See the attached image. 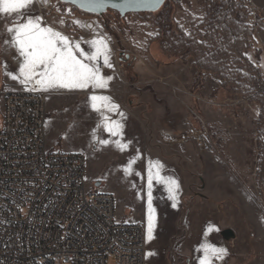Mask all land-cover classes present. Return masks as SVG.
<instances>
[{"label":"rangeland","instance_id":"1","mask_svg":"<svg viewBox=\"0 0 264 264\" xmlns=\"http://www.w3.org/2000/svg\"><path fill=\"white\" fill-rule=\"evenodd\" d=\"M201 1L166 0L174 32L196 29L195 40L201 39L199 30L205 19ZM243 6L238 15L250 35L242 33L245 43L240 55L225 56L218 76L204 75L203 45L193 44L192 54L181 58L164 53L159 42L152 41L157 33L152 20L159 11L123 17L106 11L96 16L58 0H33L16 13L26 17L41 14L57 22L68 16L91 20L110 34L122 58L128 55L118 62L117 73L127 96L120 107L134 124V144L141 152L134 170L132 163L122 162L123 156L101 143L105 140L95 122L78 110L91 103L90 96H103L98 88L78 90L70 105L62 95L44 94L45 144L82 154L87 185L114 195L116 216L122 221L142 222L148 216L145 181L151 165L158 162L160 175L177 181L175 201L166 184L152 181L155 226L163 229L169 241L162 246L163 253L148 257L147 264H199L204 242L226 246V255L213 257L212 264H264V248L255 243L263 237V228L245 226L248 218L264 219V92L257 88L264 89V0H243ZM8 15L0 13L1 93L17 86L34 87L21 83L22 78H11L19 77L21 62H16L17 54L9 47L13 33L7 29L20 19ZM218 56L212 58L218 61ZM198 62H203V68H198ZM181 125L186 128L179 132L185 137L183 155L171 149L180 138L162 136L171 135ZM204 129L202 140L196 141L193 134ZM94 144L96 151H92ZM209 226L213 231L205 236ZM225 229L234 232V239H222L219 233ZM178 241L182 253L174 257L171 250Z\"/></svg>","mask_w":264,"mask_h":264},{"label":"built area","instance_id":"2","mask_svg":"<svg viewBox=\"0 0 264 264\" xmlns=\"http://www.w3.org/2000/svg\"><path fill=\"white\" fill-rule=\"evenodd\" d=\"M45 115L42 92H0V264H146L143 225L87 185L82 154L46 146Z\"/></svg>","mask_w":264,"mask_h":264},{"label":"snow or ice","instance_id":"3","mask_svg":"<svg viewBox=\"0 0 264 264\" xmlns=\"http://www.w3.org/2000/svg\"><path fill=\"white\" fill-rule=\"evenodd\" d=\"M32 2L33 0H0V13H18L29 7ZM7 31L13 33L12 46L18 50L22 57L18 68L19 77L10 74L12 79L22 78L21 83L26 85L32 83L34 87L44 91L56 88L73 90L89 87L106 88L108 86L111 77L102 75L100 68L95 64L97 58L103 56L105 65L111 67L107 55L108 46L103 39H93L90 42L93 51L91 54H87L81 49L79 43L71 42L68 37L54 31L51 27L41 26L39 17L29 18L24 23L15 24ZM89 99L94 111H100L101 108L115 111L119 107L112 103L107 96L92 95ZM104 127L106 131L115 136L121 134L123 125L118 121H108L105 118ZM101 143L106 144L107 141H101ZM126 147L127 145H120L121 150ZM161 168L162 165L158 162L151 165L148 175L149 188H151L153 180L164 183L167 186L169 197L175 201L179 185L175 179L162 177L160 175ZM125 171H129V169H125ZM148 197L146 240L150 241L153 239L156 217L150 191ZM175 206L173 203V207ZM210 231H213L211 226L206 230L205 236ZM200 250L203 252V256L199 264H212L213 257L219 259L226 255V249L215 247L207 242L201 244Z\"/></svg>","mask_w":264,"mask_h":264},{"label":"crops","instance_id":"4","mask_svg":"<svg viewBox=\"0 0 264 264\" xmlns=\"http://www.w3.org/2000/svg\"><path fill=\"white\" fill-rule=\"evenodd\" d=\"M35 17L40 18L41 26L51 27L54 31L60 32L62 35L68 37V39L71 42L79 43L81 49H83L87 54H91L93 51V48L90 44V42L93 39H103L104 42L107 44L108 46L107 55L111 67L105 65L103 56L98 57L97 60L95 61V64L97 67L100 68L102 75H104L105 77H111V79L108 81V86L106 88H98V89L103 92L102 93L103 96L109 97L111 99V102L115 103L119 107L115 111H108L107 109L104 108H101L100 111H94L91 107V103H89L83 105L85 106L84 109H82L83 106H81V108H79L78 110L90 116L92 122H95L97 132L103 137L105 141H107L106 147L114 151L115 154H118L119 156H123L122 162L124 163L127 162V164L129 165H131L132 163V168L134 170L135 166H133L134 165L133 163L137 162L136 156L141 152L137 149L138 147H136L134 144L135 135L132 133V129H131L132 127H134L133 126L134 124L132 123V120L129 117L127 110L120 107L122 100L124 98H127V96L125 94V91L122 89L123 78L119 73H117L118 71L117 69H119L120 66L118 62H122L120 60L121 53L119 54L117 53L110 34L105 30V28L103 29L102 27H97V25H95L93 21L83 20L77 16L63 17V20L60 22L53 21V19L47 18L41 14L26 17L24 16L23 13H21L20 15L13 13L7 16V18L9 19H14V20L20 19L19 22L15 21L16 23H14L11 27H14L15 24L24 23L29 18H35ZM12 37L13 35H10V40L8 42L9 47H12L17 54L16 62H22V57H20L18 50L12 46L11 43ZM78 90L80 89L68 90V89L56 88V89H50L48 91H44L38 87L32 88L30 86H17L12 91H37V92H42L43 94L47 92L53 94L55 97L58 95H62V97L63 96L66 97V104L70 105L71 101L77 96ZM120 113H123V115H120ZM105 118H107L108 121H118L120 124H122L123 127L121 129V134L113 136L108 131H106L104 127ZM185 123L188 126V123L187 122ZM181 127L182 125L179 126L180 129L172 130L171 135H169L170 133H162L163 134L162 136H165L167 134V136H171V138H175V139L180 138L178 142H176L175 144H171L172 145L171 149L177 150L180 153V155H183L184 152L186 151L185 142L183 140L185 139V137L180 135L179 132L186 131V128L184 126L182 128ZM121 144L127 145V147L124 150H121L120 148ZM149 191H151V188H149L148 180H146L145 194L149 193ZM215 207L217 210H219L218 204H215ZM134 222L140 223L144 227L146 264H147L148 257L150 256L148 254L152 253L151 256H157L159 255L160 252L163 253L162 246L166 241H169V237L165 236L166 234L163 231V229L155 226L153 230V239L148 241L146 240L147 216L142 220V222L139 220H136ZM245 222H246L245 224L246 227L263 228V230L261 231L263 237L261 239H258V241L256 239L255 243H257L260 247L264 248V219L248 218L247 220H245ZM202 236H203L202 240L204 242V233ZM181 243L182 242L178 241V244H176L172 248L171 250L172 256L175 257L178 254L182 253L181 252L182 247L180 246ZM220 247L226 249V246L224 244H221Z\"/></svg>","mask_w":264,"mask_h":264},{"label":"trees","instance_id":"5","mask_svg":"<svg viewBox=\"0 0 264 264\" xmlns=\"http://www.w3.org/2000/svg\"><path fill=\"white\" fill-rule=\"evenodd\" d=\"M166 0L162 6L155 12H158L156 18L152 20L156 28V36L152 41H158L163 52L172 56L185 58L193 52L192 45L204 46V75L218 76L221 72V64L226 62L225 56L236 54L240 55L243 45L242 33L246 32L241 19L239 10L243 6V0H202L204 9V22L201 31V39L195 40V30L190 32H174L172 28L171 10ZM163 7L162 10H160ZM111 11V10H108ZM155 12H145L151 14ZM116 13V12H115ZM118 14V13H117ZM119 15V14H118ZM198 31V30H196ZM248 36L250 31L246 32ZM248 43L252 44L253 39L248 37ZM245 43V42H244ZM218 56L216 61L213 56ZM203 62H198V68H203ZM259 91L264 89L257 86Z\"/></svg>","mask_w":264,"mask_h":264},{"label":"water","instance_id":"6","mask_svg":"<svg viewBox=\"0 0 264 264\" xmlns=\"http://www.w3.org/2000/svg\"><path fill=\"white\" fill-rule=\"evenodd\" d=\"M68 4L80 12L101 16L106 11L111 10L123 17L131 13H145L157 11L165 0H58ZM121 55V54H120ZM128 59V55H125ZM120 60L122 57L120 56ZM98 186V184L96 185ZM220 236L224 241L234 239V232L225 229L220 232Z\"/></svg>","mask_w":264,"mask_h":264},{"label":"flooded vegetation","instance_id":"7","mask_svg":"<svg viewBox=\"0 0 264 264\" xmlns=\"http://www.w3.org/2000/svg\"><path fill=\"white\" fill-rule=\"evenodd\" d=\"M125 60H127L126 58H122V60L121 61H125ZM128 64V63H127Z\"/></svg>","mask_w":264,"mask_h":264}]
</instances>
